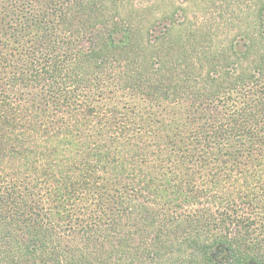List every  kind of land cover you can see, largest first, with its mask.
Returning <instances> with one entry per match:
<instances>
[{"label": "trees", "instance_id": "1", "mask_svg": "<svg viewBox=\"0 0 264 264\" xmlns=\"http://www.w3.org/2000/svg\"><path fill=\"white\" fill-rule=\"evenodd\" d=\"M0 264H264V0H0Z\"/></svg>", "mask_w": 264, "mask_h": 264}]
</instances>
